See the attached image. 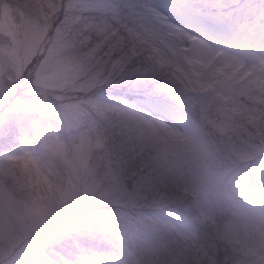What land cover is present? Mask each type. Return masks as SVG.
<instances>
[{"label":"clouds","instance_id":"9594fccd","mask_svg":"<svg viewBox=\"0 0 264 264\" xmlns=\"http://www.w3.org/2000/svg\"><path fill=\"white\" fill-rule=\"evenodd\" d=\"M5 4L0 264H264V0Z\"/></svg>","mask_w":264,"mask_h":264},{"label":"rangeland","instance_id":"374dc122","mask_svg":"<svg viewBox=\"0 0 264 264\" xmlns=\"http://www.w3.org/2000/svg\"><path fill=\"white\" fill-rule=\"evenodd\" d=\"M246 0H238V7L244 6ZM12 9L7 4L0 6V23L4 21H11ZM117 96L124 98L125 102H133L141 108H148L157 111H164L166 109V101L154 95L141 91L135 88L132 84L120 86L116 89H109Z\"/></svg>","mask_w":264,"mask_h":264}]
</instances>
